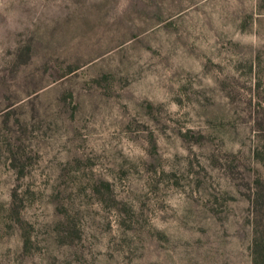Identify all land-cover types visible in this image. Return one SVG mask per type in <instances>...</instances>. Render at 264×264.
Segmentation results:
<instances>
[{"label":"rangeland","instance_id":"1","mask_svg":"<svg viewBox=\"0 0 264 264\" xmlns=\"http://www.w3.org/2000/svg\"><path fill=\"white\" fill-rule=\"evenodd\" d=\"M264 0H0V264H250Z\"/></svg>","mask_w":264,"mask_h":264},{"label":"trees","instance_id":"2","mask_svg":"<svg viewBox=\"0 0 264 264\" xmlns=\"http://www.w3.org/2000/svg\"><path fill=\"white\" fill-rule=\"evenodd\" d=\"M250 264H264V177L254 182V191L249 197Z\"/></svg>","mask_w":264,"mask_h":264}]
</instances>
